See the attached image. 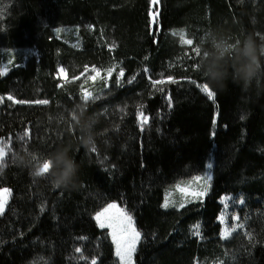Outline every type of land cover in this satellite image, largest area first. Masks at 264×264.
<instances>
[{
  "label": "trees",
  "instance_id": "obj_1",
  "mask_svg": "<svg viewBox=\"0 0 264 264\" xmlns=\"http://www.w3.org/2000/svg\"><path fill=\"white\" fill-rule=\"evenodd\" d=\"M152 2L0 0L5 49L40 53L0 74V145H7L0 188L11 189L0 217V264H91L93 258L119 264L109 230L94 219L112 202L128 210L141 233L136 264H264V79L248 91L229 82L226 90H213L214 100L197 87L208 85L197 62L201 36L218 30L235 43L248 33L264 40V0H159L155 22ZM39 21L47 24L43 33L36 32ZM59 26L77 28L82 47L53 37ZM175 31L193 43L182 44ZM111 64L124 71L120 83L113 75L98 99L85 104L78 78L89 67ZM60 66L68 84L57 78ZM169 76L176 83L153 87L151 81ZM9 95L48 103H14ZM80 105L99 119L95 152L79 143L69 123ZM140 105L149 117L143 130ZM62 143L80 165L70 188L34 179L13 161V153L39 159ZM209 163L204 201L162 206L168 188L206 173ZM224 195L236 198L230 215L244 224L228 240L220 237Z\"/></svg>",
  "mask_w": 264,
  "mask_h": 264
},
{
  "label": "clouds",
  "instance_id": "obj_2",
  "mask_svg": "<svg viewBox=\"0 0 264 264\" xmlns=\"http://www.w3.org/2000/svg\"><path fill=\"white\" fill-rule=\"evenodd\" d=\"M200 39L201 54L197 62L209 88L224 91L229 82L245 91L259 87L264 79V40L248 33L235 43L231 35L218 30H209ZM85 112L83 105L73 109L69 123L78 131L79 143L85 148H92L96 144L99 119ZM71 152V145L62 143L39 159H34L30 151L13 153V161L20 167L28 168L29 175L34 179L46 177L56 188H70L78 180L80 171V165ZM45 163L50 167L46 173H41ZM4 167V161H0V172Z\"/></svg>",
  "mask_w": 264,
  "mask_h": 264
},
{
  "label": "snow or ice",
  "instance_id": "obj_3",
  "mask_svg": "<svg viewBox=\"0 0 264 264\" xmlns=\"http://www.w3.org/2000/svg\"><path fill=\"white\" fill-rule=\"evenodd\" d=\"M157 2L158 0H153V3H157ZM152 20L153 22H155L156 13H153ZM57 31H60V30L57 29ZM185 41L186 40L184 39V37L181 36V42L185 43ZM187 41H189V43H187L188 45H191L193 43L191 39H188ZM92 70L96 71V69H92ZM4 71H7V69H4ZM60 71H64V69L61 68ZM111 72H112V69L109 68L108 69L109 76L111 75ZM0 74H3V72H0ZM123 75H124V71L121 68L117 76V80H116L117 84L120 83V78L123 77ZM191 82L196 83L195 81H191ZM151 83L153 87H157L158 85H163L165 83H176V81L171 76H169L167 77L166 80L162 78L159 80H153L151 81ZM197 87L200 88V90L206 94L208 99L210 100L215 99V95H216L215 92L211 88H209L207 84L205 83L197 84ZM157 90L163 91V88H157ZM7 99L10 101H13L14 103H19V104H25V103L47 104L48 103L47 100H35V101L15 100L12 95H9ZM81 99L86 104L89 101H94L98 99V96L93 95L91 92H85V93H82ZM168 99H169V106L171 107L170 97ZM2 100L3 98L0 97V101ZM142 108L143 106L140 105L138 106V110H137V116L139 118V125H140L141 130H143L149 122V117L144 115ZM121 111H123V109H121ZM20 139L23 140L24 137L22 136L20 137ZM6 147L7 145H0V161H3L6 155V152H5ZM91 150L95 152L96 148L93 146ZM33 158L36 159V157H33ZM212 166L213 165L211 163L207 165L209 169H211ZM49 167L50 165L48 163H45L43 167L41 168V173H46ZM196 179L199 180L200 178L197 177ZM205 179L210 181L211 176L207 175ZM177 188L182 194H184L185 197H187L188 195H191V197L195 199H199L203 197L207 192V184H205L204 188L200 191L188 192L185 188H181L179 185H177ZM10 196H11V189L0 188V215H4ZM239 202L243 203L244 202L243 198H241ZM162 206L165 208H168L173 205L168 199H166L165 203ZM178 206L183 207L184 204L179 203ZM41 211H43V208L41 209ZM94 219L96 220L99 228L101 229L107 228L110 230L109 234L111 236L112 242L115 245V255L119 258V264H133V255L136 252L138 242L141 240V233L135 228L133 217L129 214V212L126 209L121 208L117 203L112 202V203L107 204L105 207L101 208L100 211L96 212ZM220 219L222 222L224 221L223 215L221 216ZM233 220H239V217L234 216ZM243 228H244V224H240V223L234 224L231 228L226 226L225 228L222 229L220 233V237L221 239H228L229 237L233 235V233L237 232L238 229H243ZM193 234L197 236L200 235L199 225L195 226ZM244 235L247 237L249 243H254L255 238L251 232H245ZM75 251L79 253L81 252V249L76 248ZM80 258L84 259V257H80ZM91 264H97V261L95 258L92 259Z\"/></svg>",
  "mask_w": 264,
  "mask_h": 264
},
{
  "label": "rangeland",
  "instance_id": "obj_4",
  "mask_svg": "<svg viewBox=\"0 0 264 264\" xmlns=\"http://www.w3.org/2000/svg\"><path fill=\"white\" fill-rule=\"evenodd\" d=\"M156 4L157 3L152 2V5H153L152 6V13H151L152 17H153V13H156V17L158 15ZM46 28H47L46 22L45 21H39L37 23V26H36V32L43 33V32H45ZM57 29H59L60 31H57ZM77 31H78L77 28H72V27H68V26H59V27L53 29L51 34L53 37H57L59 39H62L66 43L69 42L72 46L80 49L82 46H81L80 41L78 40ZM173 34L178 36L180 38V40H181V36H183L186 41H185V43H182V42L181 43L184 45H188L187 43H189V41H187L188 38L184 32L175 31V32H173ZM0 46L2 47L1 50L4 51L3 55H2V72L3 73L8 72V70L12 67L23 66L28 61H30L32 59L36 58L38 60L40 58V53L36 47L14 49V50H8L7 51L5 49V47L2 45L1 35H0ZM61 68H63L64 71H60ZM109 68L112 69L110 76L108 75V69ZM4 69H7V71H4ZM92 69H96V71H93ZM118 73H119V71L117 70L116 65H113V64H111L107 68H100L97 66L89 67L78 78L80 80L79 87H80L81 93L91 92L95 96L99 95L103 91V88L106 89L110 85L111 77L115 74L118 76ZM57 78L61 81L62 84H68L70 82V78L68 76V71L63 66L59 67L58 73H57ZM207 175H210L211 179H212V172H211V169H209V168L206 171V173H204L202 175H198V176H195V177L190 178L188 180H184V181L179 182V183L175 184L174 186L168 188L166 191V194H165L164 203H165V200L168 199L172 203L173 206H170L166 209H169V208L181 209L191 202L204 201V199L207 196V194L209 193L210 187H211V180L208 181L205 179V177ZM197 177H199L200 179L197 180L196 179ZM205 184H207V192L203 197H201L199 199H195V198L191 197V195H188L187 197H185L184 194H182L179 191V189L177 188V185H179L181 188H185L188 192L200 191L204 188ZM4 188H7V187H4ZM10 198H11V196H10ZM10 198L8 200V203L10 201ZM225 198H227V199H225ZM235 200H236V198L232 195H224L221 198V202L223 205V212H222L221 216L223 215L224 221L222 222L220 219V222H222L223 228H225L226 226L231 228L234 224L238 223V220H233L234 216L231 218V215H230L232 212L231 211L232 208H235L234 207L235 206ZM115 203H117V202H115ZM179 203H183L184 206L179 207L178 206ZM117 204L121 208L126 209L125 207H122L119 203H117ZM240 204H242V203H240ZM7 206H8V204H7ZM7 206H6V209H7ZM6 209H5V211H6ZM1 216L2 215H0V217ZM133 221H134V226L137 229L134 218H133ZM105 229H107V228H105ZM109 232H110V230H109ZM228 239H224V240H228ZM139 242L137 244V248H138ZM136 252H137V249H136ZM136 252L133 255V264H136L135 263Z\"/></svg>",
  "mask_w": 264,
  "mask_h": 264
}]
</instances>
